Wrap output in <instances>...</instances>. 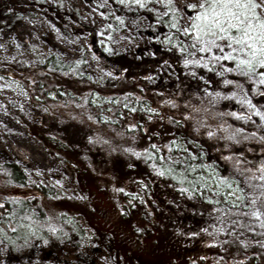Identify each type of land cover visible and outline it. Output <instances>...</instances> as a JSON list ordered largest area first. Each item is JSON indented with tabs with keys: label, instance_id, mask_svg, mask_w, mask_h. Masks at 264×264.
Instances as JSON below:
<instances>
[{
	"label": "trees",
	"instance_id": "obj_1",
	"mask_svg": "<svg viewBox=\"0 0 264 264\" xmlns=\"http://www.w3.org/2000/svg\"><path fill=\"white\" fill-rule=\"evenodd\" d=\"M141 3L144 7L134 0H100L108 9L102 8L98 36L110 39L132 19L146 24L151 45L133 54L103 50L101 58L115 79L99 83L83 55L64 59L48 53L35 70L33 85L45 116L40 125H27L50 154L79 167L81 185L87 170L88 175L109 174L116 213L94 218L82 201L40 182L31 185L29 198L0 193V241L12 254L31 240L79 247L91 231L95 238L104 236L115 264H151L155 259H160L157 264H181L176 259L187 248L207 240V251L187 264H264V227L245 215L251 195L232 201L199 177L205 167L246 194L264 192V120L258 114L264 113V102L253 93L264 85L238 79L240 72H224V67H235L234 61L185 66V59L208 54L190 47L191 37L182 33V13L168 2L157 8L151 0ZM22 17L24 13L0 4V33ZM149 46L152 54L147 56ZM73 109L91 125L73 124L72 119L53 122L54 113ZM113 127L123 131L121 141L96 132ZM237 130L240 135L234 134ZM28 174L20 161L2 158L0 184L24 188ZM140 195L149 207L138 200ZM147 219L159 233L148 246L137 239V229H144Z\"/></svg>",
	"mask_w": 264,
	"mask_h": 264
},
{
	"label": "rangeland",
	"instance_id": "obj_2",
	"mask_svg": "<svg viewBox=\"0 0 264 264\" xmlns=\"http://www.w3.org/2000/svg\"><path fill=\"white\" fill-rule=\"evenodd\" d=\"M166 1L151 0V6L157 8L165 5ZM199 2L200 0H171V4L182 13L183 27L190 23L191 16L187 11H193V15L198 11L188 8L187 5ZM0 4L24 13V17L11 29L0 33V162L4 156L18 160L29 173L26 187L19 189L0 184V193L24 194L28 197L27 195L34 193L31 185L46 182L82 201L94 218H99L105 213H116L112 190L109 189L111 179L109 174L88 175L87 170L84 176L85 185H81L79 167L50 154L28 131L27 125H40L39 121L45 116L41 103L33 93L35 70L44 56L57 52L64 59L83 55L95 83L115 79L112 67L101 58V52L108 48L116 53L133 54L145 44L148 45V42L151 45L150 37L148 38L146 34L148 30L146 24L130 19L121 30L114 33L110 39H106L98 36L104 24L102 8L108 9V6L100 4V0H0ZM191 35L190 33L189 37ZM151 49L152 46L147 48L149 50L147 56L152 54ZM260 72H264V67H257L256 72L251 74L257 76L253 79L243 78L242 73L237 77L251 84L255 80L256 85L258 84L256 80L261 78ZM257 86L253 93L258 100L264 102V89H256ZM95 100L94 97L93 101ZM54 114L55 123L56 121L61 123L63 119H72L73 124L84 127L91 125L90 120L79 110ZM96 132L110 141L122 140L120 137L123 131L119 128H101ZM234 134L240 135L239 130ZM199 172V177L208 187L221 190L232 201H240L238 198L241 195L236 190L237 184L234 181L221 183L216 172L205 167H200ZM138 200L149 207L141 195ZM158 234L152 220L147 219L145 228L137 233V239L142 245L148 246ZM209 243L207 240L193 243L184 251L182 259L177 258L176 261L181 264H187L186 261L194 262L197 256L207 251ZM152 261L157 264L160 259ZM152 261L151 264H154ZM0 264L115 263L104 236L95 238L91 231H87L79 247L31 240L26 245L18 247L12 254L0 241Z\"/></svg>",
	"mask_w": 264,
	"mask_h": 264
},
{
	"label": "snow or ice",
	"instance_id": "obj_3",
	"mask_svg": "<svg viewBox=\"0 0 264 264\" xmlns=\"http://www.w3.org/2000/svg\"><path fill=\"white\" fill-rule=\"evenodd\" d=\"M120 2L124 3V0ZM134 2L144 7L141 0H134ZM167 2L171 4V0ZM187 7L198 9V11L190 17V23L183 27L182 33L184 36H189L191 33L190 47L197 49L200 53H207L208 56L207 58L201 56L195 60L185 59L183 61L185 66L199 65L203 61V66L208 67L210 63L234 61V68L224 67L223 71H236L245 75L254 74L257 67H264V0H200L198 4H188ZM171 11L174 12L176 9L173 8ZM171 27L176 28L177 24L173 22ZM214 49L217 52H214ZM185 50L186 48L181 49V51ZM259 76L261 78L256 83L264 85V72H260ZM224 83L232 82L225 80ZM215 95L220 96V93H215ZM244 102L252 107L250 101L245 100ZM258 114L264 120V113ZM233 115L236 114L233 113ZM208 135L211 136L212 133L209 132ZM261 169L264 170V164L261 165ZM160 174L163 175L162 172ZM260 179L264 180V175ZM221 183L226 184L227 179L223 178ZM236 190L241 193L238 198L240 200H247L251 195L250 203L247 205L250 210L245 215L255 217L261 221L260 226L264 227V211L261 210V207H264V192L246 194L243 188L237 187ZM258 201L260 207L257 206ZM51 231L56 230L53 228ZM44 243L47 241L45 240Z\"/></svg>",
	"mask_w": 264,
	"mask_h": 264
}]
</instances>
